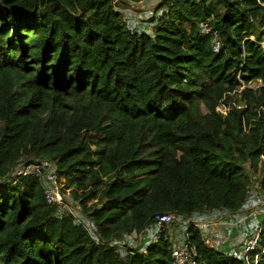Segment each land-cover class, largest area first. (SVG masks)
I'll return each instance as SVG.
<instances>
[{"label":"trees","instance_id":"obj_1","mask_svg":"<svg viewBox=\"0 0 264 264\" xmlns=\"http://www.w3.org/2000/svg\"><path fill=\"white\" fill-rule=\"evenodd\" d=\"M142 2L0 0V264H170L155 214L238 221L264 191V0H158L147 28L122 14ZM29 162L79 221L12 175ZM184 227L196 264H243Z\"/></svg>","mask_w":264,"mask_h":264},{"label":"built area","instance_id":"obj_2","mask_svg":"<svg viewBox=\"0 0 264 264\" xmlns=\"http://www.w3.org/2000/svg\"><path fill=\"white\" fill-rule=\"evenodd\" d=\"M202 32L207 33L208 28L205 24L202 27ZM218 40L214 36L211 41V50H218ZM218 109V108H217ZM12 175L14 177H22V176H36L43 188L44 199L48 204H54L60 207V209H64L66 212L70 213L72 216L77 217L79 209L77 208L76 202L70 199V196L61 190V184L57 178V174L55 169H52L50 166L47 167L46 164H41L38 162H29L25 165H14L12 168ZM69 196V198L66 197ZM262 218H264V204L261 210L259 211ZM249 215V214H248ZM241 219H246L241 218ZM152 222L155 227L159 228L162 225L168 224L170 222H175L178 224H191L196 228L201 229L205 228L209 225H213L214 222H193L184 220L180 217L174 216L169 213H158L155 214L152 218ZM79 221V220H78ZM262 223H260L247 238H242L239 240V246L236 249L231 250V255L235 258H240L243 261V264H255L257 260V253L252 255V259H249V254L254 250L257 245V239L260 227ZM145 233L143 235L149 237L151 241H155L158 238V235L154 231H149V229L144 228ZM142 237L141 234L137 237V241ZM205 239V238H204ZM207 239H205L206 243ZM170 264H196L195 252L193 250V246L187 243H182L179 246H173L170 251Z\"/></svg>","mask_w":264,"mask_h":264},{"label":"rangeland","instance_id":"obj_3","mask_svg":"<svg viewBox=\"0 0 264 264\" xmlns=\"http://www.w3.org/2000/svg\"><path fill=\"white\" fill-rule=\"evenodd\" d=\"M149 1V4L145 7L146 4L138 3V4H129L127 8L123 9L122 14L126 22H133L142 25V27H148L147 21L150 17V15L153 13L152 9L155 7L154 5L158 2V0H146ZM153 1V3H151ZM259 82H251L250 86L254 87ZM219 108V107H218ZM222 110V107L219 108ZM251 189L248 194V201L247 206L245 209L241 212H239L238 215H236V218H240L239 221L237 219H230V217H209L211 218L209 222H214L213 225H209L205 228L201 229V232L203 234V237L207 239L206 244L211 245L215 248L221 249V250H227L231 245L235 243V241L240 238L239 232V223L243 222L244 220H254L253 216L256 215V217L260 220L262 216L260 215L259 211L260 208L264 204V191L260 190L258 187V184L254 179H251L250 183ZM67 198H69L68 195H66ZM77 204V203H76ZM249 214V215H248ZM242 219L241 218H245ZM76 220H80V217H75ZM233 226H231L230 223H235ZM257 222L252 223V225L256 226ZM187 224H178V223H171L167 225V231L169 235V239L173 246H177L179 243H181L182 238L184 236L185 227ZM228 228V229H226ZM231 229V231H230ZM225 230L227 231L226 234L224 233ZM254 229L251 230V232ZM236 236V238H235ZM140 241L136 240V244H138Z\"/></svg>","mask_w":264,"mask_h":264},{"label":"crops","instance_id":"obj_4","mask_svg":"<svg viewBox=\"0 0 264 264\" xmlns=\"http://www.w3.org/2000/svg\"><path fill=\"white\" fill-rule=\"evenodd\" d=\"M151 3H153V1L151 2ZM142 4H146L145 2H142ZM147 4L148 5H150L149 4V1H147ZM145 5V7L146 6H148V5ZM242 220V219H241ZM239 221V220H238ZM231 224V226H233L234 224H236V222L235 223H230ZM238 233H240V231L238 232ZM246 235L248 234V233H245ZM246 235H244V233H240V238L238 239V241L236 240L235 241V243L233 244V245H235V244H237V243H239V240L241 239V238H243L244 236H246ZM235 238H236V236H235ZM179 245H181V243H179L177 246H179ZM233 245H231V246H233ZM176 246V245H175ZM230 248V247H229ZM233 250V249H232Z\"/></svg>","mask_w":264,"mask_h":264},{"label":"clouds","instance_id":"obj_5","mask_svg":"<svg viewBox=\"0 0 264 264\" xmlns=\"http://www.w3.org/2000/svg\"><path fill=\"white\" fill-rule=\"evenodd\" d=\"M183 225V224H182Z\"/></svg>","mask_w":264,"mask_h":264}]
</instances>
